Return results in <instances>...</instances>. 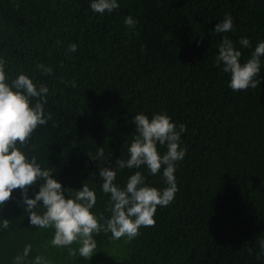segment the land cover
<instances>
[{
	"label": "trees",
	"instance_id": "trees-1",
	"mask_svg": "<svg viewBox=\"0 0 264 264\" xmlns=\"http://www.w3.org/2000/svg\"><path fill=\"white\" fill-rule=\"evenodd\" d=\"M118 5L101 14L89 0H0V60L7 78L23 72L49 88L44 111L50 118L23 150L52 167L64 187L90 183L96 190L92 211L107 217L99 169L126 158L132 116L163 111L186 126V155L174 173L178 191L133 239L96 234L97 252L86 261L51 245L52 229L30 225L14 190L0 209V217L9 219L0 229V264H13L25 244L31 245L29 260L41 255L49 264H264V78L255 88L234 91L214 64L222 36L240 48L241 61L264 39V0ZM128 15L136 21L131 29L124 24ZM225 15L232 16V29L215 32ZM241 36L250 47L239 45ZM71 43L75 52H67ZM41 63L51 74L37 68ZM99 147L104 156L93 161L88 154L95 156ZM141 170L151 185L165 186L159 173ZM132 171L119 170L116 182L122 186Z\"/></svg>",
	"mask_w": 264,
	"mask_h": 264
},
{
	"label": "clouds",
	"instance_id": "clouds-1",
	"mask_svg": "<svg viewBox=\"0 0 264 264\" xmlns=\"http://www.w3.org/2000/svg\"><path fill=\"white\" fill-rule=\"evenodd\" d=\"M118 0H89V8L97 13L111 12L118 7ZM124 24L133 28L135 19L128 15ZM233 27L231 15H225L213 30L225 33ZM238 43L243 48L250 47L248 37L241 36ZM77 45L71 43L67 52H75ZM214 64L228 74V87L232 90L255 88L264 77L261 72V57L264 56V39L257 41L250 56L241 61V50L227 36H222L217 45ZM37 68L51 74L52 68L43 63ZM49 93L46 84H37L27 74L20 72L14 79L5 73L0 60V209L10 200L14 190H19L22 211L28 223L41 229H52L51 245L67 248L72 257L86 261L97 252L94 238L101 231L110 233L113 239L125 237L133 239L141 226L155 223L157 206L171 203L178 191L175 169L177 162L186 155V147L181 145L184 124H177L166 112H153L151 116L138 112L131 117L134 133L126 148L125 159L117 158L115 167H102L98 171L102 178L100 189L108 195L107 217L92 211L96 204V190L90 183L82 182L78 189L62 186L52 175L54 169L42 166L34 155H28L23 145L38 125H44L50 115L44 111ZM35 98V102L33 99ZM94 161L104 156V149L97 148ZM143 169L149 175L160 174L162 188L151 185L146 180ZM121 169H134L126 181L116 182ZM35 186L32 195L29 189ZM9 219L0 217V229H7ZM75 245V247H73ZM31 245L25 244L22 251L13 257V264H49L36 255L28 259ZM260 251L264 254V240L260 241Z\"/></svg>",
	"mask_w": 264,
	"mask_h": 264
}]
</instances>
